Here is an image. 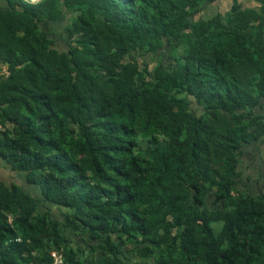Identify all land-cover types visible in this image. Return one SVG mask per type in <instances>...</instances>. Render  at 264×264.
<instances>
[{"label": "trees", "instance_id": "1", "mask_svg": "<svg viewBox=\"0 0 264 264\" xmlns=\"http://www.w3.org/2000/svg\"><path fill=\"white\" fill-rule=\"evenodd\" d=\"M5 1L0 159L23 185L0 181V264H264V192L236 171L264 134V0Z\"/></svg>", "mask_w": 264, "mask_h": 264}, {"label": "crops", "instance_id": "2", "mask_svg": "<svg viewBox=\"0 0 264 264\" xmlns=\"http://www.w3.org/2000/svg\"><path fill=\"white\" fill-rule=\"evenodd\" d=\"M233 0H204L199 15L208 19L216 14L224 15L232 5ZM242 8L259 10L261 4L257 0H236ZM7 6L5 0H0V9ZM6 70V65L0 64V73ZM264 122V101L258 110ZM236 171L239 173L237 189L243 193L255 196L264 192V134L256 142L244 144ZM22 175L11 171L0 159V181L5 184L22 183ZM26 188V186L24 185Z\"/></svg>", "mask_w": 264, "mask_h": 264}, {"label": "rangeland", "instance_id": "3", "mask_svg": "<svg viewBox=\"0 0 264 264\" xmlns=\"http://www.w3.org/2000/svg\"><path fill=\"white\" fill-rule=\"evenodd\" d=\"M26 1H31V0H26ZM33 1H36V0H33ZM201 16L202 15H200V17ZM203 19H205V18H203ZM64 25H65V23L62 21H59L57 23L45 22L43 25L44 30L48 33V35L51 38L54 39L57 49H64L65 48V42H64L65 28H64ZM167 50H169V47L167 48ZM166 56H167V53L164 54V58H166V62H168L169 59ZM210 199H211V197L209 196L207 199V206L210 205ZM131 261L133 264H149V262L135 260L133 257L131 258Z\"/></svg>", "mask_w": 264, "mask_h": 264}, {"label": "built area", "instance_id": "4", "mask_svg": "<svg viewBox=\"0 0 264 264\" xmlns=\"http://www.w3.org/2000/svg\"><path fill=\"white\" fill-rule=\"evenodd\" d=\"M2 73H3L5 76L8 75V72H7L6 70L2 71ZM52 255L55 256L54 253H52Z\"/></svg>", "mask_w": 264, "mask_h": 264}, {"label": "bare ground", "instance_id": "5", "mask_svg": "<svg viewBox=\"0 0 264 264\" xmlns=\"http://www.w3.org/2000/svg\"><path fill=\"white\" fill-rule=\"evenodd\" d=\"M31 1H33V0H31Z\"/></svg>", "mask_w": 264, "mask_h": 264}, {"label": "water", "instance_id": "6", "mask_svg": "<svg viewBox=\"0 0 264 264\" xmlns=\"http://www.w3.org/2000/svg\"><path fill=\"white\" fill-rule=\"evenodd\" d=\"M37 1V0H36Z\"/></svg>", "mask_w": 264, "mask_h": 264}]
</instances>
